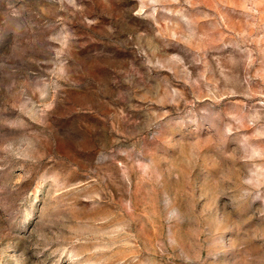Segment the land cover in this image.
Returning a JSON list of instances; mask_svg holds the SVG:
<instances>
[{
    "label": "rangeland",
    "instance_id": "rangeland-1",
    "mask_svg": "<svg viewBox=\"0 0 264 264\" xmlns=\"http://www.w3.org/2000/svg\"><path fill=\"white\" fill-rule=\"evenodd\" d=\"M0 264H264V0H0Z\"/></svg>",
    "mask_w": 264,
    "mask_h": 264
}]
</instances>
